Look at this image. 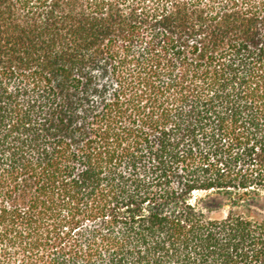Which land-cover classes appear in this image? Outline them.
<instances>
[{
    "label": "trees",
    "instance_id": "16d2710c",
    "mask_svg": "<svg viewBox=\"0 0 264 264\" xmlns=\"http://www.w3.org/2000/svg\"><path fill=\"white\" fill-rule=\"evenodd\" d=\"M0 264H264V0H0Z\"/></svg>",
    "mask_w": 264,
    "mask_h": 264
},
{
    "label": "rangeland",
    "instance_id": "374dc122",
    "mask_svg": "<svg viewBox=\"0 0 264 264\" xmlns=\"http://www.w3.org/2000/svg\"><path fill=\"white\" fill-rule=\"evenodd\" d=\"M205 196H206V193H204V192H197L193 196V202H195L196 200H198V199H200L202 197H205ZM227 211H228V206H225V207L219 209L218 211H215L212 214V216L213 217H216V218H221V217L226 216Z\"/></svg>",
    "mask_w": 264,
    "mask_h": 264
}]
</instances>
